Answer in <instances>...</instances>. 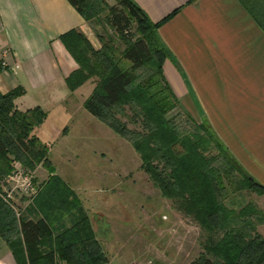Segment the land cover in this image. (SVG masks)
<instances>
[{
	"label": "trees",
	"instance_id": "16d2710c",
	"mask_svg": "<svg viewBox=\"0 0 264 264\" xmlns=\"http://www.w3.org/2000/svg\"><path fill=\"white\" fill-rule=\"evenodd\" d=\"M68 1L85 21L109 27L117 39L98 34L101 48L96 50L81 32L64 35L61 41L79 67L66 84L74 93L97 80L84 109L130 142L163 196L193 215L207 232L210 257L194 264H264V238L253 228V220L264 223V212L254 205L240 214L229 211L219 186L223 174L232 178L238 172L242 186L261 195L264 187L238 166L208 125L197 123L180 108L163 70L169 52L158 30L164 21L153 23L132 0ZM3 70L0 60V74ZM24 93L23 88L6 95L0 92V178L12 173L17 162L30 170L43 165L54 173L50 149L35 135L47 113L41 108L18 110L15 101ZM127 107L141 131L120 120ZM178 108L179 118L186 116V126L168 117ZM211 149L217 154L208 155ZM82 210L75 192L54 176L33 200L32 218L18 217L0 194V236L17 264H107L103 246Z\"/></svg>",
	"mask_w": 264,
	"mask_h": 264
},
{
	"label": "crops",
	"instance_id": "0c3cea01",
	"mask_svg": "<svg viewBox=\"0 0 264 264\" xmlns=\"http://www.w3.org/2000/svg\"><path fill=\"white\" fill-rule=\"evenodd\" d=\"M132 1L153 23L164 21L158 30L169 52L163 70L180 108L231 141L237 156H247V174L264 187V0ZM101 29L68 0H0V92L23 88L17 109L47 113L35 135L49 149L50 113L61 109L70 117L85 86L69 90L66 79L79 67L61 38L81 32L99 50ZM50 130L70 135L68 128ZM0 264H17L1 236Z\"/></svg>",
	"mask_w": 264,
	"mask_h": 264
},
{
	"label": "rangeland",
	"instance_id": "374dc122",
	"mask_svg": "<svg viewBox=\"0 0 264 264\" xmlns=\"http://www.w3.org/2000/svg\"><path fill=\"white\" fill-rule=\"evenodd\" d=\"M104 28L100 30L103 35L117 39L109 27ZM96 81L87 82L76 95L78 101L73 107L70 105V117H63L61 109L50 113L44 139L50 144L49 160L54 173L43 165L35 170L25 168L34 186L41 190L54 176L70 186L81 202V215L89 217L103 246L107 264H194L209 258V235L202 225L193 215L181 211L175 201L163 196L143 170L141 158L130 142L84 109ZM125 114L120 120L131 130L141 131L142 127L131 121L134 114L128 107ZM179 114L178 108L168 117L186 126V116L179 118ZM53 126L68 128V139L53 133L50 130ZM208 126L247 174V156H237L230 148L228 142L231 141L220 140L214 128ZM216 154L215 149L208 153ZM222 176L219 187L229 211L240 214L248 205H254L264 212V195L249 190L247 185L242 186L238 172H233L232 178ZM9 191L7 197L16 212L22 218L32 216L30 196L21 192L16 184H12ZM72 220L70 217L66 221L67 226ZM253 228L264 238V223L253 220Z\"/></svg>",
	"mask_w": 264,
	"mask_h": 264
},
{
	"label": "built area",
	"instance_id": "2783aa9c",
	"mask_svg": "<svg viewBox=\"0 0 264 264\" xmlns=\"http://www.w3.org/2000/svg\"><path fill=\"white\" fill-rule=\"evenodd\" d=\"M3 66L5 67V64H3ZM24 169L25 168L17 162L15 163L14 171L12 173L7 175L6 177L0 178V194L4 198V200L9 204L10 202L8 200L7 195L8 192H10L9 190L12 184H16V186L20 189L21 192H23L25 195L30 196L31 200H34L40 192V190L34 186L32 178L30 174H28L29 172ZM5 183L9 185L7 186V184ZM11 207L14 209V206L11 205ZM16 213L18 217L21 216L18 212Z\"/></svg>",
	"mask_w": 264,
	"mask_h": 264
}]
</instances>
